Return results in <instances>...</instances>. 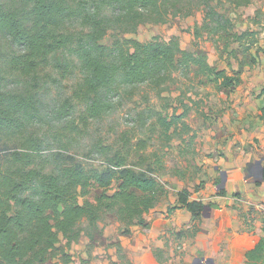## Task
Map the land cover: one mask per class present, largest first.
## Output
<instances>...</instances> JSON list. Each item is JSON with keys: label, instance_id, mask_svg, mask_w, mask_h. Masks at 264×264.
Masks as SVG:
<instances>
[{"label": "trees", "instance_id": "16d2710c", "mask_svg": "<svg viewBox=\"0 0 264 264\" xmlns=\"http://www.w3.org/2000/svg\"><path fill=\"white\" fill-rule=\"evenodd\" d=\"M193 1H0V143L6 145L0 152L9 151L0 154V264H75L69 250L82 235L81 225L87 223L93 231L106 214H114L126 227L145 224L161 192L155 178L124 168L127 157L118 156L115 170L106 172L68 164L62 156L45 158V142L32 128L49 118L58 124L68 122L77 106L73 99L85 108L84 120H99L113 110L114 96L122 88L147 86L161 94L175 72L185 74L192 66L218 89L239 84V76L213 69L206 55L183 50L176 39L144 43L127 37L143 24L166 23L186 10V16L192 15ZM250 3L235 0L237 7ZM203 4L207 15L203 27L195 30L196 38L201 30L213 36L229 34L230 19L209 2ZM256 34L247 31L231 38L239 43L250 40V50ZM109 37L112 40L106 42ZM48 68L62 76L78 70L82 79L72 98L45 100L41 74ZM259 98L264 100V88ZM188 113L174 114L170 120L159 115L158 122L168 134ZM261 121L264 125V107ZM11 143L21 146L8 149ZM93 184L103 190L95 202L84 199ZM225 194L224 189L218 193ZM178 196L181 207L195 221L201 220L206 204L190 201L188 190ZM247 258L248 264H264V238Z\"/></svg>", "mask_w": 264, "mask_h": 264}, {"label": "rangeland", "instance_id": "374dc122", "mask_svg": "<svg viewBox=\"0 0 264 264\" xmlns=\"http://www.w3.org/2000/svg\"><path fill=\"white\" fill-rule=\"evenodd\" d=\"M204 1L209 2L225 19H230L233 28L229 34L213 36L201 30V36L196 38L195 30L203 27L207 15ZM189 8L193 9L190 16H186L189 12L186 10L179 16L170 17L166 23L143 24L136 34L127 37L144 43H167L176 39L183 50L206 55L213 69L227 70L229 75L241 77L238 87L226 91L218 89L209 77L199 74L198 67L192 66L185 74L175 72L173 81L161 94L147 86L133 90L122 88L114 96L113 110L99 120H84L85 108L73 99V104L77 106L73 116L66 122L68 126L49 118L32 128V132L45 142L43 157L62 156V161L68 164L101 172L115 170L118 156L127 157V166L124 168L155 178L160 183L161 192L156 206L173 205L178 191L175 185H183V189L190 188L194 193L206 188L207 183L201 179L207 178L208 171H212L213 165L217 164L215 153L210 149L203 150L208 143L205 135L208 132L207 114L210 110L208 98L239 94L244 88L247 90V85L252 81L261 78L259 73L264 74V0H251L248 6L241 7L236 6L235 0H194ZM247 31L257 33L255 44L250 50H247L250 40L239 43L231 38L232 34L240 35ZM110 40L112 37L106 42ZM41 76L40 89L46 101L72 98L82 79L77 69L69 75L67 70L62 76L60 71L48 68ZM256 93L250 92L253 95ZM186 111H189L187 117L166 134L158 122L159 115L170 120L174 114L182 115ZM16 146L21 144L11 143L7 148L15 150ZM5 147L0 143V150ZM7 152L1 151L0 154L3 156ZM174 181L178 184H174ZM117 187L118 184L114 183L113 188ZM193 192L190 191L191 194ZM102 193L103 190L93 184L84 199L95 202ZM252 211L256 212V209L252 208ZM143 227H126L119 223L114 214H106L93 231L89 230L87 223L81 225L82 235L77 243L72 244L69 252L75 264L113 262L114 257L120 260L122 251L116 241H120L124 234H132L136 228L142 230ZM127 228L130 232L124 233ZM89 233L91 236H88ZM183 234L191 239L196 233L185 231ZM176 244L173 254L181 257L177 264H195L192 258L184 261L185 245L180 240ZM61 245L68 251L66 240H62ZM169 257L164 255L163 259L168 261ZM120 264H126V261L121 260Z\"/></svg>", "mask_w": 264, "mask_h": 264}, {"label": "crops", "instance_id": "0c3cea01", "mask_svg": "<svg viewBox=\"0 0 264 264\" xmlns=\"http://www.w3.org/2000/svg\"><path fill=\"white\" fill-rule=\"evenodd\" d=\"M259 77L262 79L252 81L247 90L242 87L239 94L208 98L210 110L205 133L208 143L203 150H212L217 164L208 171L207 178L201 179L207 183L206 188L194 193L190 188L183 189V185H175L178 191L173 205L156 206L145 216L142 230L136 228L132 234H124L116 241L122 258L114 257L113 262L100 264H120L121 260L126 264H177L181 257L173 252L179 240L185 245L184 261L192 258L195 264L208 261L248 264V252L264 238V125L261 121L264 100L259 98L264 88V74L259 73ZM251 91L257 93L253 95ZM223 177L226 194L220 196ZM174 184L178 183L174 181ZM182 190L193 192L190 201L206 204L201 220L195 221L181 207L178 195ZM185 231L196 234L188 239L183 234ZM164 255L170 256L168 261L163 259Z\"/></svg>", "mask_w": 264, "mask_h": 264}, {"label": "water", "instance_id": "95a60500", "mask_svg": "<svg viewBox=\"0 0 264 264\" xmlns=\"http://www.w3.org/2000/svg\"><path fill=\"white\" fill-rule=\"evenodd\" d=\"M225 185H226V178L223 177V179H222V183H221V185H220L219 188H220V189H224V188H225ZM203 215H205V214H203ZM197 262L202 263L201 260H198ZM207 264H213V263H212V261H208Z\"/></svg>", "mask_w": 264, "mask_h": 264}]
</instances>
